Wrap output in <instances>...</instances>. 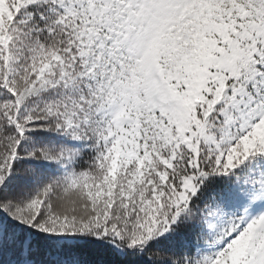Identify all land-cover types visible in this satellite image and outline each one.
I'll list each match as a JSON object with an SVG mask.
<instances>
[{
    "label": "snow or ice",
    "instance_id": "obj_1",
    "mask_svg": "<svg viewBox=\"0 0 264 264\" xmlns=\"http://www.w3.org/2000/svg\"><path fill=\"white\" fill-rule=\"evenodd\" d=\"M0 264H264V0H0Z\"/></svg>",
    "mask_w": 264,
    "mask_h": 264
}]
</instances>
